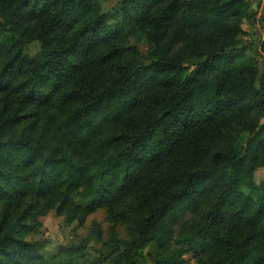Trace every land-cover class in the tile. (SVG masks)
Instances as JSON below:
<instances>
[{"label":"trees","instance_id":"16d2710c","mask_svg":"<svg viewBox=\"0 0 264 264\" xmlns=\"http://www.w3.org/2000/svg\"><path fill=\"white\" fill-rule=\"evenodd\" d=\"M115 16L97 0H0V264H138L153 245L154 264H264V190L241 192L264 168V42L261 71L232 53L246 3L120 0ZM99 211L134 235L95 257L27 240L31 219Z\"/></svg>","mask_w":264,"mask_h":264},{"label":"rangeland","instance_id":"374dc122","mask_svg":"<svg viewBox=\"0 0 264 264\" xmlns=\"http://www.w3.org/2000/svg\"><path fill=\"white\" fill-rule=\"evenodd\" d=\"M120 0H97L103 14L108 16V23L114 26L118 23L115 12ZM247 6L248 17L242 24V34L237 38L236 52L240 58L254 62L261 71L260 44L264 42V0H244ZM129 44L135 47L140 56H146L148 45L142 39L132 38ZM25 54L36 61L41 59L40 47L38 43L25 46ZM147 63V62H145ZM188 73V72H187ZM264 122V120L262 121ZM253 187L251 189L242 188L241 192L249 198L256 200L264 190V168L255 170L252 178ZM193 217L187 213L184 223H190ZM98 227L99 239L92 235L95 227ZM30 229L27 240L43 246L45 251L54 252L58 248L71 247L77 244L88 246L87 252L91 257H95L93 248H102L109 242L114 233L119 240H129L134 235V226L127 221L116 223L105 212L99 211L86 217L83 222L65 223L61 217L49 212L44 216H39L27 222ZM170 245H173L175 235L179 231L176 225L172 229ZM90 248V249H89ZM172 248V247H171ZM159 252L157 246H152L142 252V257L138 264H154V258ZM197 259L193 253H186L182 256V264H197Z\"/></svg>","mask_w":264,"mask_h":264}]
</instances>
